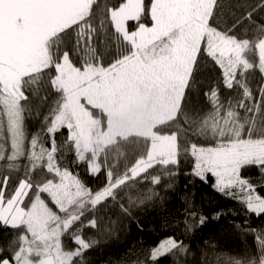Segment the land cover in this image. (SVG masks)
<instances>
[{
    "label": "snow or ice",
    "instance_id": "6c2138e0",
    "mask_svg": "<svg viewBox=\"0 0 264 264\" xmlns=\"http://www.w3.org/2000/svg\"><path fill=\"white\" fill-rule=\"evenodd\" d=\"M182 158L264 215L247 175L264 177V0H0V264H84L85 230L157 197ZM256 244L230 264H264ZM176 252L169 237L147 258Z\"/></svg>",
    "mask_w": 264,
    "mask_h": 264
},
{
    "label": "trees",
    "instance_id": "16d2710c",
    "mask_svg": "<svg viewBox=\"0 0 264 264\" xmlns=\"http://www.w3.org/2000/svg\"><path fill=\"white\" fill-rule=\"evenodd\" d=\"M201 78L209 79L207 69L202 70ZM27 123L30 133L39 128V119H29ZM57 140H61L60 134ZM72 159L69 155V166L90 187L96 188L104 180L103 176H89L85 166L71 164ZM191 171V159L182 158L174 176L161 177L156 186L157 197L131 208L129 213L121 212L119 204L105 209V218L114 223L102 233L85 230L84 238L94 243L84 253V264H152L148 253L169 237L186 245L187 252L162 256L156 264H230L233 258L243 260L256 253L257 237L264 240V215L250 213L235 196L214 190L211 177L205 183ZM247 175L253 182L264 179L255 169ZM149 186L140 185L144 189ZM259 191L264 195V188ZM124 203L127 204L126 198ZM189 212L205 217L191 232L186 231L185 225ZM11 238V230L0 228V246ZM65 244L74 247L70 239Z\"/></svg>",
    "mask_w": 264,
    "mask_h": 264
},
{
    "label": "rangeland",
    "instance_id": "374dc122",
    "mask_svg": "<svg viewBox=\"0 0 264 264\" xmlns=\"http://www.w3.org/2000/svg\"><path fill=\"white\" fill-rule=\"evenodd\" d=\"M233 196H235V194H233ZM166 240H167V239L163 240L162 242L166 243ZM162 242H161L159 245H161ZM156 248H157V247H156ZM156 248H154V249H156Z\"/></svg>",
    "mask_w": 264,
    "mask_h": 264
}]
</instances>
